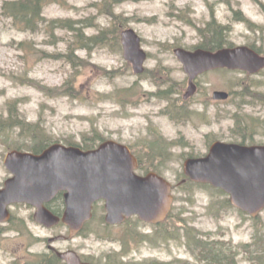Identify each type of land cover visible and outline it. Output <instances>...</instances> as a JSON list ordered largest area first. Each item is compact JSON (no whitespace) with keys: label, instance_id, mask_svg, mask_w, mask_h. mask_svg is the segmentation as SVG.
Listing matches in <instances>:
<instances>
[{"label":"rangeland","instance_id":"obj_1","mask_svg":"<svg viewBox=\"0 0 264 264\" xmlns=\"http://www.w3.org/2000/svg\"><path fill=\"white\" fill-rule=\"evenodd\" d=\"M4 1L0 0V186L10 176L5 165L8 152L20 147L31 151L27 148L32 145L21 127L10 125L8 118L12 113H18L27 123L40 125L53 143H93L97 129L106 139L133 143L134 150L142 152L140 145L147 149L156 139L152 132L158 131L171 148L167 157L146 160L158 162V171L175 185L172 216L161 227L147 225L137 216L120 225L107 224L102 200L96 203L94 216L81 235L71 241H57V248L72 247L90 255L96 264H112L115 254L125 256L120 264H208L197 256L194 240L189 243L186 239L187 229L190 234L219 240L232 248L249 244L256 235L264 234V211L252 217L229 206V195L216 187L180 184L186 177V158L207 153L213 138L242 139L235 132L244 128L239 117L250 126L254 124L255 140L264 141V70L256 75L230 69L205 73L200 77L204 95L189 104L183 102L178 90L180 82L186 86L187 74L173 52L176 46L194 49L202 43V31L210 22L221 26L225 31L221 35L228 37L232 46L248 44L264 50V0H123L113 4L114 12L128 19L126 26H121L118 39L108 33L109 40L101 44L90 42L91 49L78 48L76 69L67 58L75 34L69 28L52 26L51 22L79 21L85 35H96L114 24L113 17L101 11L104 0L53 2L44 8L49 21L36 31L24 30L7 18L2 9ZM126 28L137 31L149 53L148 70L143 75L135 74L125 59L121 32ZM75 71L79 97L48 95L47 88L62 86ZM154 78L164 80L169 88L157 85ZM215 88L235 94L223 105L224 117L218 119L211 109L209 119L213 122L208 124L204 117L191 115L190 110L202 112L204 102L199 99L207 100L208 92ZM251 91L258 97H250ZM250 100L254 103H244ZM169 104L183 106L190 112L184 119L175 120L165 113ZM146 164L147 171L150 167ZM145 170L140 169L139 173L144 174ZM33 213V209L23 205L15 212L25 218ZM16 223L0 227V264L36 263L33 254L49 250V237L69 235L63 225L43 228L32 223L28 228L22 222ZM142 235L153 241L144 240ZM156 235H160L158 240L154 239ZM122 238L123 242L117 241ZM245 256L244 252L237 256L239 264H255Z\"/></svg>","mask_w":264,"mask_h":264},{"label":"water","instance_id":"obj_2","mask_svg":"<svg viewBox=\"0 0 264 264\" xmlns=\"http://www.w3.org/2000/svg\"><path fill=\"white\" fill-rule=\"evenodd\" d=\"M121 40L134 72L143 73L148 53L141 36L134 28H126ZM175 53L190 77L186 98L195 91L193 80L208 70L227 67L257 73L264 68V55L246 45L217 51L179 47ZM5 164L12 177L0 188V223L9 220L11 204L26 202L38 208L37 220L50 227L62 220L70 227L72 237L92 219L94 204L100 200H105L109 224L122 223L133 215L159 223L174 204L173 184L156 171L139 174V161L131 148L113 139L94 149L59 142L40 153L14 149L6 155ZM184 171L193 181L223 188L236 207L254 217L264 209V146L217 142L207 156L186 159ZM61 191L66 202L62 219L44 205ZM61 256L68 264H90L75 251Z\"/></svg>","mask_w":264,"mask_h":264},{"label":"trees","instance_id":"obj_3","mask_svg":"<svg viewBox=\"0 0 264 264\" xmlns=\"http://www.w3.org/2000/svg\"><path fill=\"white\" fill-rule=\"evenodd\" d=\"M122 1L123 0L103 1L101 11L112 16L114 24L113 27L103 29L96 35H85V28L84 26L78 25L80 24L79 21L74 22L72 20L56 19L51 22L52 26L69 28L75 34L73 41H70V54L67 57L75 69L78 67L77 59H80V57L75 54V51L78 48L91 49L92 44H90V42L101 44L105 40H109L108 33H112V36H114L116 40L118 39L122 28L121 26L125 27L126 24L124 23H127L128 19L120 14H116L113 10V4H117ZM53 2H58V0H5L3 2L2 9L6 17L11 18L14 24L24 30L36 31L39 26H42L45 22L49 21L44 16V8ZM221 32H225L221 29V26L217 27L213 22H210L202 31V35L205 39H203L200 46L213 50L223 47L224 45H232V41L228 37L225 39V35L222 36ZM76 74V71L72 73L62 86L47 88L46 91L49 93L48 95L66 94L72 97H79V90L76 88L74 79L76 78ZM162 92L165 93L166 91ZM184 111L187 114V109H184ZM17 114L18 113L14 115V113H12L8 120L12 127H21L24 130L26 137L32 142V145L27 149L39 153L54 142L51 136L48 133H45L40 125L27 123L25 119ZM105 139L106 138L97 129H95L93 143L86 142L83 145H77L84 149H92L97 147L99 143ZM18 149H23V147ZM146 163H149L148 167H150L147 168V171H158L159 163L156 161L146 162L145 160H141L140 168L144 169V165ZM219 191L224 192L222 189H219ZM227 203L229 206H232L229 200ZM163 232L166 233V230L164 229ZM185 232L186 234L184 235L186 239H188L189 243H192L194 240V245H196L195 252L197 256L206 261L208 264H239L240 260L237 259V256H239L241 252L245 253V259L251 260L255 264H264V234L256 235L255 240L249 244H240L232 248L226 246V243L222 241H211L200 238V235L198 234H190L188 229ZM158 234H160L159 231Z\"/></svg>","mask_w":264,"mask_h":264},{"label":"flooded vegetation","instance_id":"obj_4","mask_svg":"<svg viewBox=\"0 0 264 264\" xmlns=\"http://www.w3.org/2000/svg\"><path fill=\"white\" fill-rule=\"evenodd\" d=\"M200 44L197 47H195L194 49H188V48L183 47V46H176V47L173 48V52H174L176 58L178 59V61L181 63V61L179 60L178 56L175 53V50L177 48H179V47H183V48H186V49L192 50V51L197 50L199 48L206 49L204 47H201ZM241 45L249 46L252 49L256 50L259 54L264 55V50L262 49V47L260 48V47H258L256 45H248V44H241ZM224 47H228V45H224L223 47H220V48H217V49H213V50L217 51V50H219L221 48H224ZM206 50H212V49H206ZM148 56H149V53H148ZM182 67L184 69L183 64H182ZM165 68H167V67H165ZM146 70H148V69H146ZM155 70H157V72L161 73V69L159 67H156ZM162 70H163L164 74H168V70L167 69L162 68ZM216 70H227L228 71L229 68H227V67H217V68H214V69H211V70H208V71H206L204 73L199 74L193 80L194 84H195L194 93L191 94L188 98H186L185 95L188 92V89H189V86H190V77L185 72V69H184V72L187 74V84L185 86V83H181L180 82L181 89L178 88V90L180 91V94L182 93L183 102L184 103L187 102L189 104L190 103L193 104V101L196 99L197 96L204 95V90H203L204 87H203V84L200 81V77L203 76L205 73H208V72H211V71H216ZM237 70H240V71H242L244 73H247L249 75H256V74L262 73L264 68L261 69L260 71H258L257 73H250L248 71L241 70V69H237ZM155 82H156L157 85H163V86L166 87V85L163 84L165 82L164 80L155 79ZM175 83L177 84V86L179 85L177 83V81ZM166 88L168 89L169 87H166ZM157 92H159V91H157ZM216 93H218V94H216ZM222 93H226L227 96H223ZM233 94H235V91L229 92V91L224 90V89L215 88L212 91L208 92L207 100L206 99H199V100H202V102H204V108H203L202 112H199V111H197L196 109H193V108L191 109V105H190L191 115L204 117V122H207L208 124H212L213 121H211L209 119V114H212L211 109H213L214 113L217 114L218 119H220L219 117H224L223 105H227L228 104V102L231 99ZM251 95L253 97H256V96L258 97L256 92H254V91H251L250 97H251ZM244 103L253 104L254 101L250 100V101H245ZM184 108L185 107L178 106L176 104H171V105L169 104L168 109L165 111V113L167 114V112H168V114H170L175 120L184 119L185 116H188V113L190 112L189 109H188L187 115H184L185 114ZM244 119L245 118H242V117L238 118L239 122L242 120L243 124L245 123L244 126H243L244 128L241 129V130L237 129V131L235 129V132H237L238 134H240L242 136L241 140L237 139V140H232V141H225V140H222L221 138L220 139L219 138H216V139L213 138L212 139L213 142L211 143L210 148H209L207 153H205L202 156H199V155L198 156H189L188 158H198V157L207 156L212 151V147L217 142L239 144V145L245 146V147L264 146V141L261 142V141H257V140L254 139V134H255L254 124H252V126H250V123L248 121H245ZM255 119L256 120H260V117H256ZM236 124L240 125L237 121H236ZM152 135L155 136L156 139L154 141H152L151 143L148 142L149 144L147 146V149H145L144 145L141 144L140 148L142 149V152H137L136 148H135L136 149V151H135L134 150L135 145L133 143L129 144V147L132 149V151L134 152V154L136 155V157L138 158V160L140 162H141V160H145L146 161V160L161 159V158L167 157V155L171 154V148H169L170 147L169 143L167 144L163 140V137L159 134V132L158 131L152 132ZM188 158H186V159H188ZM10 176H11V174H10ZM10 176L8 178H10ZM6 180L4 181L3 185H1L0 187H4ZM22 205L28 207L29 209H33L34 213L30 214V216L27 217V218L15 214L16 210H18V208H20V206H22ZM44 205L50 212H52L56 216L61 217V219H62L63 214H64L65 209H66L65 192H59L50 201L45 202ZM9 209H10V212H11V216H10V218H9V220L7 222L0 224V227L3 226V225H6V224L18 225L16 222H22L24 225H26V227H28L32 223L38 224V225L42 226L43 228H54V227H57L59 225H63V226H66L68 228V230H69V235L68 236H66L65 234L64 235L60 234V235L49 237L47 239V241H48V249L49 250L46 251V252H40L39 255L34 253L33 254V258H34V261L36 263H32V262L29 261V262H27V264H68V261L64 257L61 256V253H67V252H71V251H75L79 255L80 259L83 262L90 263V264H96V262L91 259L90 255L81 254L78 250H76V249H74L72 247H69V248H66V249H60V248H57L54 245L57 241H71V240H73L75 237H77V235L78 236L81 235L83 230H81L80 232H78L77 234H75L74 236L71 237L70 236L71 235L70 227L68 225H66L62 220H60V222L58 224L50 227L46 223L40 222L39 220H37L36 214L38 212V208L33 206V205H31V204H29V203H26V202L12 204V205L9 206ZM171 216L172 215L170 214L169 217H171ZM131 218L126 220V222H124V223H127L128 221H130ZM145 224L152 225V223H148V222H145ZM111 225H120V224H111ZM153 225H159V227H161L163 225V223L162 224H153ZM85 226H86V224H85ZM85 226H84L83 229H85ZM1 228H3V227H1ZM14 229L20 230L21 228L15 227ZM132 235H134V234H132ZM140 237L144 238V240H149L150 242L153 241L150 238H148L146 235H142ZM159 237H160V235H156L154 237V239L158 240ZM123 239L124 238H122V240H117V241H122L123 242ZM122 256H124V255L122 254ZM122 256H119V255L115 254L114 256H112V260H110V262L112 264H120ZM124 258H125V256H124ZM130 260H133V258H131ZM14 264H16V263H14ZM152 264H155V263H152Z\"/></svg>","mask_w":264,"mask_h":264}]
</instances>
